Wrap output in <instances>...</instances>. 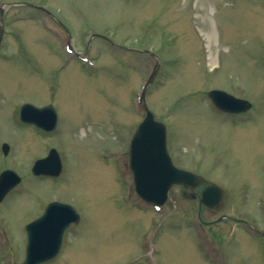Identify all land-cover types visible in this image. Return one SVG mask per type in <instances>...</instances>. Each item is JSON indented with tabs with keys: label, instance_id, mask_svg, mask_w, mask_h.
<instances>
[{
	"label": "rangeland",
	"instance_id": "374dc122",
	"mask_svg": "<svg viewBox=\"0 0 264 264\" xmlns=\"http://www.w3.org/2000/svg\"><path fill=\"white\" fill-rule=\"evenodd\" d=\"M0 8V174L22 176L0 203V264L25 258L26 225L53 199L82 218L44 264H221L213 235L199 226L198 201L174 186L164 207L146 204L134 191L127 149L158 58L147 102L168 127L175 163L228 188L258 184L264 100L255 120L243 122L216 110L207 93H264V0H0ZM70 40L88 61L68 51ZM25 102L51 103L55 130L21 122ZM52 147L63 172L34 175ZM201 215L217 216L205 208ZM249 239H228L224 264H264V241Z\"/></svg>",
	"mask_w": 264,
	"mask_h": 264
},
{
	"label": "water",
	"instance_id": "95a60500",
	"mask_svg": "<svg viewBox=\"0 0 264 264\" xmlns=\"http://www.w3.org/2000/svg\"><path fill=\"white\" fill-rule=\"evenodd\" d=\"M3 35V27L0 29V42ZM158 65L148 79L140 96V102L147 114L133 136L129 151V167L134 174L136 192L149 203L162 206L168 200L169 191L175 184H183L190 191L204 182V177L191 171L181 169L173 164L166 145V125L155 119L153 112L146 102V92L152 82ZM214 103L231 111L234 107L244 104L238 99L222 90L209 92ZM20 118L24 122L34 123L48 131L57 126L58 117L52 104L37 107L31 103H25L20 110ZM5 154L9 151V145L3 144ZM37 175L48 174L57 176L62 171V161L56 149H51L49 154L38 159L32 168ZM21 181V177L11 169L4 170L0 174V201L5 195ZM195 198L196 195L185 194ZM201 204L214 209L222 205V189L216 185H209L203 192ZM80 215L73 205L60 201L48 204L44 214L27 226L28 243L25 260L20 264H40L46 262L59 252L65 229L72 223L78 222Z\"/></svg>",
	"mask_w": 264,
	"mask_h": 264
},
{
	"label": "flooded vegetation",
	"instance_id": "af4514ba",
	"mask_svg": "<svg viewBox=\"0 0 264 264\" xmlns=\"http://www.w3.org/2000/svg\"><path fill=\"white\" fill-rule=\"evenodd\" d=\"M236 96L246 99L248 103H244L243 105L237 104L235 112L222 113L240 117L239 119L243 122H253L255 115L261 111V108L257 107V102L264 100V93L255 99L245 98L240 95ZM261 173L260 181L255 186L250 184L246 189L239 188L237 190L234 187H231V190L225 189L222 207L219 210H214L217 214L216 218L213 220H202L204 225H207L209 229L215 232L216 241L221 253H225L226 251L225 242L228 239H236L239 235H244L248 239L251 237L254 240L264 241V166ZM206 185L207 183L196 188L195 191L198 197L192 199L198 201L199 209H201L200 194ZM177 186L180 188L182 194L185 192L190 194V191H187L183 185ZM230 205H233V208L237 211L236 214H231L227 211V207Z\"/></svg>",
	"mask_w": 264,
	"mask_h": 264
}]
</instances>
